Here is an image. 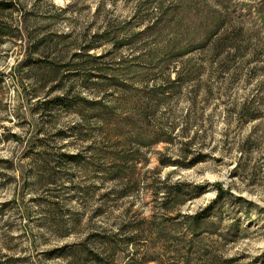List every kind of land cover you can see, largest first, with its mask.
Segmentation results:
<instances>
[{"label": "rangeland", "instance_id": "rangeland-1", "mask_svg": "<svg viewBox=\"0 0 264 264\" xmlns=\"http://www.w3.org/2000/svg\"><path fill=\"white\" fill-rule=\"evenodd\" d=\"M0 264H264V0H0Z\"/></svg>", "mask_w": 264, "mask_h": 264}, {"label": "trees", "instance_id": "trees-1", "mask_svg": "<svg viewBox=\"0 0 264 264\" xmlns=\"http://www.w3.org/2000/svg\"><path fill=\"white\" fill-rule=\"evenodd\" d=\"M65 100L66 99H64V98H61V97H58V98H56V99H54L53 101H50V104H52L53 102H54V104L55 103H57L58 105L60 104V105H63L64 104V102H65ZM100 103H97L96 105H99ZM51 106H53V105H51ZM202 215L201 214H199V215H197V216H195L194 217V219L196 220L195 222H197L196 224H200V222H201V220H202ZM197 225V226H198Z\"/></svg>", "mask_w": 264, "mask_h": 264}]
</instances>
